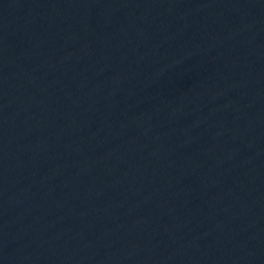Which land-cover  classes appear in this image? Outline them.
<instances>
[{
	"label": "water",
	"instance_id": "water-1",
	"mask_svg": "<svg viewBox=\"0 0 264 264\" xmlns=\"http://www.w3.org/2000/svg\"><path fill=\"white\" fill-rule=\"evenodd\" d=\"M0 264H264V0H0Z\"/></svg>",
	"mask_w": 264,
	"mask_h": 264
}]
</instances>
